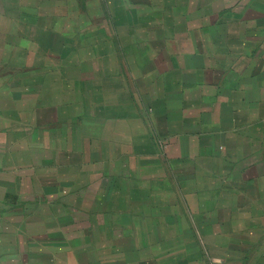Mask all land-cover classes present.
<instances>
[{
  "label": "crops",
  "instance_id": "0c3cea01",
  "mask_svg": "<svg viewBox=\"0 0 264 264\" xmlns=\"http://www.w3.org/2000/svg\"><path fill=\"white\" fill-rule=\"evenodd\" d=\"M0 264H264V0H0Z\"/></svg>",
  "mask_w": 264,
  "mask_h": 264
}]
</instances>
